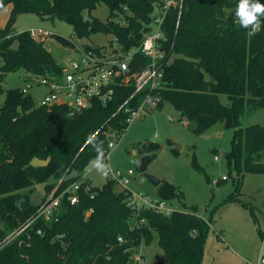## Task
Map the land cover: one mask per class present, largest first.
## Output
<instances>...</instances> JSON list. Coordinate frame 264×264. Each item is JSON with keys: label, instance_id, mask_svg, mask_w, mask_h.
<instances>
[{"label": "trees", "instance_id": "1", "mask_svg": "<svg viewBox=\"0 0 264 264\" xmlns=\"http://www.w3.org/2000/svg\"><path fill=\"white\" fill-rule=\"evenodd\" d=\"M157 1L0 0V11L10 6L9 18L0 28V95L5 94L0 107V240L33 217L37 205L30 192L35 184H43L44 195L58 182L57 193L79 184L77 202L71 205L62 199L56 221L33 222L24 235L0 251V264H130L135 249L150 244L152 233L157 234V246L165 257L155 264H200L209 223L204 224L194 212L177 209L163 217L142 211L144 224L138 226L125 195L115 190L112 181L107 179L97 188L84 179L85 169L97 155L89 137L102 142L105 151L107 133L120 136L128 127L127 119L144 92L122 105L134 91L132 76L148 65L147 57L139 53L133 57L128 83L113 87L107 105L93 101L73 117L67 116L64 106L36 107L20 89L3 90L4 77L16 70L24 72L25 81L61 77L62 67L44 41L32 39L28 31L14 32L17 16L30 13L63 22L78 41L85 42L93 33L109 34L121 49L128 50L140 43L142 22L149 21ZM238 2L182 0L179 12L173 9L167 14L161 48L170 61L166 58L163 65L158 90L162 101L157 108L169 103L180 114L179 121L194 124L192 132L197 135L217 123L231 127L225 157L228 167L236 171L237 183L245 173L264 174V126H239L245 112L264 107V23L255 34L242 28L235 19ZM100 3L109 11L105 21L91 15ZM123 6L133 16L119 25L114 17L123 13ZM52 39L74 46L54 34ZM83 47L92 46L85 43ZM220 96H226V105ZM152 157L144 155L141 162ZM32 158L50 161L44 168H33L29 166ZM192 162L197 165L194 156ZM156 192L161 200L176 199L185 206L178 188L167 181H161Z\"/></svg>", "mask_w": 264, "mask_h": 264}, {"label": "rangeland", "instance_id": "2", "mask_svg": "<svg viewBox=\"0 0 264 264\" xmlns=\"http://www.w3.org/2000/svg\"><path fill=\"white\" fill-rule=\"evenodd\" d=\"M108 8L100 3L91 13L99 21L108 17ZM10 6L0 11V28L9 18ZM31 29H44L56 36L79 45L72 28L60 21L42 20L35 14H21L13 22L15 33ZM113 38L109 34L93 33L85 43L89 46L108 48ZM45 49L55 62L64 66L76 59L71 46H62L56 39L48 40ZM25 74L16 70L4 77L3 90L25 86ZM46 93L44 87H33L26 95L37 105ZM5 94L0 95V107ZM223 105L226 96L219 97ZM180 114L169 104L132 117L126 130L118 136L116 146L110 151L108 164L122 176L129 178L128 189L141 192L152 199H159L156 188L139 172L144 155H152L145 163L146 172L161 181H167L182 195L184 207L175 199L169 201L174 209L194 212L204 224L209 223L200 264H241L242 260H257L264 229V174L245 173L237 183V174L227 165L225 154L230 150L233 129L223 123L211 126L202 134H194V124L179 121ZM258 124L264 126V107L245 112L239 119L240 127ZM176 146L179 149H176ZM195 157L193 165L192 158ZM217 157V161H215ZM199 167V169L196 168ZM129 171L133 174L129 175ZM226 177L225 181H221ZM239 178V177H238ZM91 186L101 187L106 179L92 171L84 172ZM118 192L119 188L115 186ZM29 190H23L27 194ZM43 184L31 188L30 199L34 205L43 197ZM146 264L165 261L157 246V234L152 233L148 246L141 247Z\"/></svg>", "mask_w": 264, "mask_h": 264}, {"label": "built area", "instance_id": "3", "mask_svg": "<svg viewBox=\"0 0 264 264\" xmlns=\"http://www.w3.org/2000/svg\"><path fill=\"white\" fill-rule=\"evenodd\" d=\"M182 0H159L152 6V12L149 15V21L143 23L144 32L140 43L128 50H123L119 46L116 37H113L108 48L92 46L85 49L81 45L73 46L77 54L76 59L68 61L61 66V77L54 78H33L24 81L25 86L20 88V93L24 96L33 87H44L46 93L36 107L50 108L52 106H64L67 110V116L73 117L82 111L91 107L93 101H98L102 105H107L113 97V87L115 85H126L129 77V66L136 54H141L149 59L148 65L132 76L134 91L122 105H126L136 95L144 92L134 111H131L127 123L132 117H137L142 112L155 110L161 103V97L158 90L161 88L163 65L167 61L166 51L161 48L165 40L163 27L167 14L173 10L180 11ZM123 13L114 17V22L124 25L127 16H133L131 11L122 7ZM30 37L34 40H42L45 43L52 40V33L44 29H31L28 31ZM169 57V56H168ZM167 58V59H166ZM170 61V58L168 59ZM130 112V110H125ZM118 136L113 131L107 133V148L104 151V160L108 163L110 151L116 146ZM217 161V157L214 158ZM129 175L133 174L129 171ZM119 188L120 192L126 197L127 206L136 218V224L141 226L144 220L140 217L142 211H149L157 215L168 217L176 209L166 201L161 199H152L141 192H134L128 189L129 178L122 176L121 173L111 168L107 177ZM227 178L222 177L221 181ZM59 182L55 188L47 195H43L33 217L18 225L16 228L8 231L0 240V251L20 238L26 233L33 222L43 220L44 222L56 221L59 213V207L62 199H65L71 205L78 200V183H73L67 188L60 190ZM41 235V231H37ZM121 242V239H118ZM140 245L135 249L130 264H146L144 254ZM241 264H264V229L261 234L260 251L255 262L242 260Z\"/></svg>", "mask_w": 264, "mask_h": 264}, {"label": "clouds", "instance_id": "4", "mask_svg": "<svg viewBox=\"0 0 264 264\" xmlns=\"http://www.w3.org/2000/svg\"><path fill=\"white\" fill-rule=\"evenodd\" d=\"M262 18H264V3H261L260 0H239L235 10V19L242 28L250 29L251 34H255L261 30L262 23H264ZM89 142L92 143L97 155L89 162L86 172L90 174L95 171L99 175L107 177L111 172V166L104 160L103 143L95 141L92 137H89Z\"/></svg>", "mask_w": 264, "mask_h": 264}, {"label": "water", "instance_id": "5", "mask_svg": "<svg viewBox=\"0 0 264 264\" xmlns=\"http://www.w3.org/2000/svg\"><path fill=\"white\" fill-rule=\"evenodd\" d=\"M79 44L81 46L85 45L84 40H80ZM176 149L178 150L179 147L176 146ZM50 159L47 158L45 160H40L38 158H32L29 162V166L33 167V168H44L48 165ZM139 172L142 174L143 177H145L147 180H149V182L152 184L153 187L157 188L160 184H161V180L148 174L146 172V165L141 162L140 167H139Z\"/></svg>", "mask_w": 264, "mask_h": 264}, {"label": "crops", "instance_id": "6", "mask_svg": "<svg viewBox=\"0 0 264 264\" xmlns=\"http://www.w3.org/2000/svg\"><path fill=\"white\" fill-rule=\"evenodd\" d=\"M85 180H87V179H85ZM88 181V180H87Z\"/></svg>", "mask_w": 264, "mask_h": 264}]
</instances>
